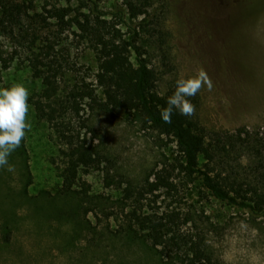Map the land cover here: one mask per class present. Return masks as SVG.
Here are the masks:
<instances>
[{
	"label": "rangeland",
	"instance_id": "1",
	"mask_svg": "<svg viewBox=\"0 0 264 264\" xmlns=\"http://www.w3.org/2000/svg\"><path fill=\"white\" fill-rule=\"evenodd\" d=\"M33 1L42 13L45 7L70 2ZM75 2L71 0L73 6ZM116 2L106 0L102 7L111 9ZM156 5L173 65L171 70L165 67L153 46L152 63L162 77L161 92L173 79H186L204 69L213 87L197 93L201 123L213 135L246 129L264 137V0H158ZM78 41L71 31L64 44L70 46L71 58L84 76L86 66L95 70L96 61L88 44ZM0 46L6 57L19 52L3 72L0 87L23 83L30 91L29 99L40 92L42 81L33 76L26 61L27 48L1 35ZM28 103L29 171L10 158L15 170L0 168V264H161L149 241L119 232L129 224L135 205L148 212L177 207L190 213L193 222L185 229L198 228L205 234L212 264H264V217L213 197L202 200L194 184L186 185L175 203L161 191L145 193L137 202V191L154 169L172 157L174 146L142 130L122 110L89 113V137L101 164L81 174L72 194L60 196L61 170L54 160L61 144ZM221 157L237 171L251 175L264 192V161H258L253 152L243 149ZM6 227L13 229L10 242L5 241Z\"/></svg>",
	"mask_w": 264,
	"mask_h": 264
},
{
	"label": "trees",
	"instance_id": "2",
	"mask_svg": "<svg viewBox=\"0 0 264 264\" xmlns=\"http://www.w3.org/2000/svg\"><path fill=\"white\" fill-rule=\"evenodd\" d=\"M69 1L67 6L45 7L42 13L36 11L33 0H0V35L27 48L26 61L33 76L42 81L41 91L29 101L61 144L60 155L54 160L61 170L60 196L72 194L81 174H89L101 164L89 137V113L122 110L142 130L166 146H174L172 157L154 169L137 191V202L145 193L161 191L175 203L182 189L194 184L202 200L213 197L264 217V192L258 183L221 157L248 149L262 162L263 136L255 137L246 129L213 135L199 118L197 94L188 98L195 105L194 115L174 110L171 123L162 120L161 111L179 79H173L166 92H161L162 77L152 63L154 49L160 52L165 67L171 70L173 65L165 47L158 0H117L111 9L102 7L106 0H76V6ZM71 31L94 54L96 68L86 66L84 76L71 58L70 46L64 44ZM18 55L15 50L6 57L0 46V83ZM9 158L29 171L26 137ZM128 219L129 224L119 232L149 241L161 264H212L205 234L198 228L185 229L193 222L190 213L177 207L148 212L135 205ZM12 237L13 229L6 227L5 241Z\"/></svg>",
	"mask_w": 264,
	"mask_h": 264
},
{
	"label": "clouds",
	"instance_id": "3",
	"mask_svg": "<svg viewBox=\"0 0 264 264\" xmlns=\"http://www.w3.org/2000/svg\"><path fill=\"white\" fill-rule=\"evenodd\" d=\"M204 87L209 90L213 87L204 69H200L195 76L177 80L175 92L168 98L167 107L161 111L162 120L171 123L174 110L184 116L194 115L195 105L188 98L194 97ZM29 96L30 91L23 83L0 87V168L6 167L9 172L15 169L8 158L31 131Z\"/></svg>",
	"mask_w": 264,
	"mask_h": 264
}]
</instances>
